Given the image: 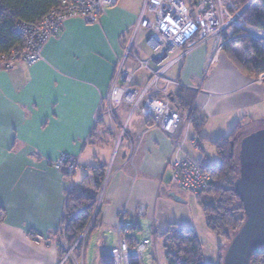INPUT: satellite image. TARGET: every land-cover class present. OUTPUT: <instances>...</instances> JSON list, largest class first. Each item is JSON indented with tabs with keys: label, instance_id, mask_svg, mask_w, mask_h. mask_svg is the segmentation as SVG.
Returning a JSON list of instances; mask_svg holds the SVG:
<instances>
[{
	"label": "crops",
	"instance_id": "0c3cea01",
	"mask_svg": "<svg viewBox=\"0 0 264 264\" xmlns=\"http://www.w3.org/2000/svg\"><path fill=\"white\" fill-rule=\"evenodd\" d=\"M143 5L144 0H120L93 25L71 19L47 43L39 62L22 64L13 72L0 71V264H59L64 252L58 234L67 216L68 195L95 197L89 192L95 183L94 169L105 170L110 159L114 162L107 171L111 178L99 211L100 226L90 235H99L107 243L116 234L118 244L120 226L122 238L138 241L133 237L138 230L133 223L138 217L156 221L161 198L171 196L169 180L164 183L168 172L160 177L155 168L140 163L135 170L125 166L130 146L123 140L116 147L112 126L111 139L92 141L101 101L114 82ZM249 6L248 18L264 13V0H253ZM143 32L149 36V31H140L135 51L148 62L152 51H139ZM145 45L150 49L147 40ZM211 48L208 44L191 52L165 75L189 86L183 90L187 104L205 121L201 135L197 138L193 131L190 137L201 141V151L194 159L205 162L203 146L228 136L238 123L246 134L264 128V85L224 53L206 72ZM157 65L151 62L152 67ZM135 67L129 57L124 69L132 73ZM138 73L133 88L140 87ZM164 86L160 81L150 92L152 97L159 96ZM181 91L176 86L169 89L173 96ZM145 120V128L137 129L134 136L146 129ZM125 141L128 152L120 154ZM89 147L91 154L86 156ZM62 154L80 157L81 169L69 192L66 172L54 167ZM141 208L143 215L139 216Z\"/></svg>",
	"mask_w": 264,
	"mask_h": 264
},
{
	"label": "built area",
	"instance_id": "2783aa9c",
	"mask_svg": "<svg viewBox=\"0 0 264 264\" xmlns=\"http://www.w3.org/2000/svg\"><path fill=\"white\" fill-rule=\"evenodd\" d=\"M119 1L62 0L60 5L52 9L41 22L36 24L19 22L17 31L21 34L23 43L10 52L0 55V71L13 72L22 64L34 65L42 59L45 46L62 30L67 21L78 18L86 24H96L102 13L116 7ZM190 2L191 0L189 2L144 0L141 15L134 27L121 66L100 107L106 108L105 115L109 118L116 135V147H119L123 140L129 143L126 167L135 170V165L140 163L145 168H155L160 177L168 172L169 182L174 188L200 196L210 192L213 179L202 162L184 153L189 141H192L194 148L199 147L197 142L190 139L191 122L188 118H182L181 114L173 109L169 92L172 86L181 89L189 86L168 80L165 75L188 54L208 44L212 48L206 72L219 61L225 46L236 38L252 39L264 48V29L252 26L243 17L249 5L245 9H239L230 0H197L193 9L190 7ZM141 30L149 31L147 46L153 56L148 62H143L135 51ZM129 57H132L136 63L132 73L124 69ZM154 61H160L156 67L151 66V62ZM142 69L149 73L150 79L146 88L139 91L133 88L132 84L135 75ZM160 81L165 83L164 88L158 90L162 98H153L150 92L157 89ZM257 81L264 82V73ZM123 103L132 106L133 111H139L149 121L146 129L134 138L127 132L130 118L122 125L115 116ZM54 167L66 172L69 192L73 178L81 169L80 157L62 154ZM110 178L111 171L107 172L101 189L95 197L93 219L73 247L67 242L66 229L69 221L64 218L59 230V245L64 257L59 264L66 262L84 264L83 260L78 259L74 253L82 244L85 245L93 220L103 204ZM142 215L143 209L139 212V216ZM120 233L119 226L118 244L111 250L110 257L104 258L103 264H142V255L152 245V241L144 239L130 243L122 238ZM256 252L264 256V247Z\"/></svg>",
	"mask_w": 264,
	"mask_h": 264
},
{
	"label": "trees",
	"instance_id": "16d2710c",
	"mask_svg": "<svg viewBox=\"0 0 264 264\" xmlns=\"http://www.w3.org/2000/svg\"><path fill=\"white\" fill-rule=\"evenodd\" d=\"M61 1L0 0V55L22 45L23 38L17 31L19 22L39 23L52 9L58 7ZM196 1L191 0V8L194 9ZM230 1L239 9H245L253 0ZM249 10L250 6L244 11V18L248 15ZM248 22L252 26L264 29V13L249 17ZM223 53L227 54L239 69L256 80L264 73V48L252 39L236 38L225 46ZM181 90L180 94L176 96L170 94L172 107L181 114L182 118L188 116L193 131L198 138L204 129L205 121L198 118L196 110L190 109V105L187 104V95L183 91L184 89ZM155 98H162V96H155ZM147 123H149L148 120ZM245 135L243 124L238 123L228 136L210 142V145L216 150L219 164L211 167L207 162L201 161L213 178L211 191L207 197L199 198V206L207 229L215 236L230 243L245 222L243 205L234 191V183L239 176V144ZM200 142L197 141L199 145ZM94 173L95 183L89 186V189L92 190L89 192L96 195L101 189L104 173L97 169H94ZM94 198L74 192L68 195L66 219L69 222L66 236L70 247L75 245L93 219L95 212ZM99 226L100 212L95 216L89 234L98 229ZM174 227L175 232L167 236L170 246H164L167 264H206L203 244L196 231L176 225ZM225 252L224 254L220 253L218 264H223ZM250 264H264V256L255 252Z\"/></svg>",
	"mask_w": 264,
	"mask_h": 264
},
{
	"label": "rangeland",
	"instance_id": "374dc122",
	"mask_svg": "<svg viewBox=\"0 0 264 264\" xmlns=\"http://www.w3.org/2000/svg\"><path fill=\"white\" fill-rule=\"evenodd\" d=\"M184 1L189 2V0H184ZM246 20L248 21V15L246 16ZM146 37H147V33L143 32L140 37V41L138 42L139 51L145 50L146 52L148 51L150 52V49H148L145 45V42L147 40ZM170 59H172V57H170ZM128 63H130V61ZM127 68L128 66L126 67V69ZM146 72L147 71L140 70V73H138L137 75L136 83L139 82L140 87L135 86V88L139 89L140 91H143L146 88V85L148 84V76L146 75ZM145 76H146L145 81H143V83L140 82L139 79ZM259 77L257 78V80L259 79ZM257 83L259 82L257 81ZM259 84L264 85V82ZM105 112H106V108L104 107L99 112V119L95 131L92 135L93 142L108 140L111 139V137H113L111 125L109 123V118L105 115ZM115 116L121 124H125L127 120L130 118V125L128 127L127 132L132 136H134V133L137 131V129L145 128L146 120L144 116H142V114L139 111H133V107L127 103H123L119 107ZM190 130H191L190 132V137H191L193 132L192 125L190 127ZM115 140H116V135H115ZM191 143L192 141H189L186 144L184 153L186 151V153L192 159H194L200 153V149L194 148V146ZM203 147L205 150L204 155L207 163L211 167L217 166L219 164V158L216 153V150L211 145L208 144H206ZM119 149H120V154H122L124 150H126L127 153L128 152L127 142L126 141L123 142ZM90 154L91 151L89 147L86 156H89ZM115 157L116 155L114 156V158ZM113 162L114 159H112V162L110 159L111 167ZM110 166H107L105 170L101 169V171H103L104 173V178ZM168 180H169V175L167 174L164 179V183L166 185L168 184ZM169 186L171 187L170 193L174 194L175 197H178L180 200H176L175 197L173 196L166 195V199H164L163 197L161 198V202L163 201V203L160 202L161 205L159 204L160 211L157 215L156 221L150 220L147 217H142V218L138 217L136 222L133 223V225L137 226L138 229L133 234V237L136 240L142 241L144 239H149L152 241V245L149 246L147 251L142 255L141 258L142 264H167L165 258L164 246H170V243L167 241V236L175 232V227H174L175 225L179 227L183 225L184 226L192 225L191 227L196 231L197 235L199 236L203 244L206 263L217 264L220 253L224 254L230 242L218 236H215L207 229L203 213L199 206V198H206L209 192L206 195L195 196L189 192H185V191L183 192L174 188L170 184V182H169ZM89 191L92 190L89 189ZM116 245H117L116 234H113V236L110 237V240L107 243L106 242L104 243V240L99 235L89 234L87 240L85 241V245L83 246L82 244V246L78 248L74 254L78 259L83 260L84 264H101V258L109 256L111 250L114 248V246L116 247ZM66 264H70V262H66Z\"/></svg>",
	"mask_w": 264,
	"mask_h": 264
},
{
	"label": "water",
	"instance_id": "95a60500",
	"mask_svg": "<svg viewBox=\"0 0 264 264\" xmlns=\"http://www.w3.org/2000/svg\"><path fill=\"white\" fill-rule=\"evenodd\" d=\"M238 163L234 191L243 205L245 222L226 249L223 264H250L253 254L264 247V128L242 138Z\"/></svg>",
	"mask_w": 264,
	"mask_h": 264
}]
</instances>
